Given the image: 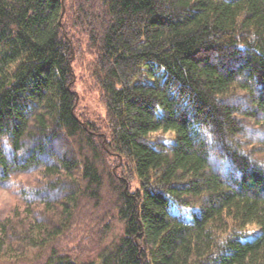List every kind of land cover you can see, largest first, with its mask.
<instances>
[{
	"label": "trees",
	"instance_id": "trees-1",
	"mask_svg": "<svg viewBox=\"0 0 264 264\" xmlns=\"http://www.w3.org/2000/svg\"><path fill=\"white\" fill-rule=\"evenodd\" d=\"M29 171L0 264H264V0H0V183Z\"/></svg>",
	"mask_w": 264,
	"mask_h": 264
},
{
	"label": "rangeland",
	"instance_id": "rangeland-1",
	"mask_svg": "<svg viewBox=\"0 0 264 264\" xmlns=\"http://www.w3.org/2000/svg\"><path fill=\"white\" fill-rule=\"evenodd\" d=\"M74 75L77 114H79L82 119L91 120L95 123L99 122V118L104 116L99 91H96L95 88H91V85L86 80V75L79 68H76ZM100 130H102V128ZM39 175L37 171H29L11 176L7 181L8 184L0 183V220L7 216H13L17 212L23 210L24 207L28 206L27 203H29L30 208L37 205L42 206L37 200L31 202L29 199L25 200L23 197L25 190L41 183ZM134 183L135 182H133V184ZM25 210H23V217L21 216V218L25 217ZM115 223L116 220L112 218V225ZM257 232L258 226L256 224L250 225L246 237H252ZM81 243H84L86 247H89L90 243L92 245V242L86 243L81 241Z\"/></svg>",
	"mask_w": 264,
	"mask_h": 264
},
{
	"label": "water",
	"instance_id": "water-1",
	"mask_svg": "<svg viewBox=\"0 0 264 264\" xmlns=\"http://www.w3.org/2000/svg\"><path fill=\"white\" fill-rule=\"evenodd\" d=\"M62 2H63V0H62ZM64 8V7H63Z\"/></svg>",
	"mask_w": 264,
	"mask_h": 264
}]
</instances>
